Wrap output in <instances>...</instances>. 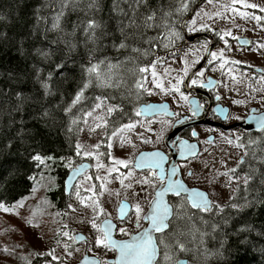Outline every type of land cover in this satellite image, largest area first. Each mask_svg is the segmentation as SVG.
I'll list each match as a JSON object with an SVG mask.
<instances>
[{
    "label": "trees",
    "instance_id": "obj_1",
    "mask_svg": "<svg viewBox=\"0 0 264 264\" xmlns=\"http://www.w3.org/2000/svg\"><path fill=\"white\" fill-rule=\"evenodd\" d=\"M196 1L148 0L149 8L157 10L158 22L162 12H170L171 15L159 29H148L143 38L138 37L135 42L129 40L128 44L143 49L149 48V44L144 41L152 40L151 54L139 58L132 65L122 64L114 70L127 81L125 87L104 88L94 83L85 90L84 98L73 108L72 113L65 115L63 109L71 104L75 93L87 80L85 69L90 62L106 60L116 64L123 62L129 55L128 51H118L115 47L124 39L121 21L127 24L126 17L113 11L114 0H99L100 11L95 14V18L103 27V35L100 36L98 32L100 38L93 43L86 39L82 28L76 26L79 20L86 18L79 8L66 10L61 20L62 30H51L59 0H0V203L10 207L33 193L32 188L36 184L27 176H36L38 179L44 168H37L33 161L25 160L28 152L24 148L42 145L44 153L56 157L48 165L56 177V184L47 191L46 196L58 212H65L70 199L64 192V180L69 172L66 162L72 160L74 167L81 163L75 145L85 125L84 113L98 102L96 97H115L105 103L119 104L123 112L108 117V134L111 135L121 124L133 122L137 118L138 99L135 95L127 94V86L132 85L135 66H145L149 62H160L172 57L175 51L170 50L169 46L164 47L165 43L168 44L167 40L161 43L156 38H163L169 29L177 28L186 12L181 9L182 3L192 7ZM120 7L128 11L124 0H120ZM147 10L141 8L140 12L143 14ZM165 24L167 27L163 26ZM39 52L49 55L45 58ZM59 65L64 67L60 68ZM37 70L42 80H46L49 73L52 74V80L49 81L53 92L51 96L45 95L41 82L36 78ZM135 78L139 79L140 74ZM16 93L25 97L19 112L14 110ZM43 110L55 115V127L51 120L46 123L39 119ZM73 119L80 121L79 124L73 125ZM69 127L72 128L71 132L68 131ZM21 134H24L23 140H20ZM252 141L255 143L250 144ZM9 144L13 147H8ZM247 146L249 156L237 168V175L242 177L250 169L257 171L247 191L241 184L240 190L233 194L241 204L245 197L250 202L242 211L226 207L224 213L218 216L195 211L183 204V209L180 206L176 212L169 234L177 236L184 243L186 250L177 252V255L187 259L189 264H193L194 259L200 264H264V184L260 179L264 165L259 163L264 157V133L250 139ZM253 153L256 155L255 160L252 158ZM21 164L24 167L17 173L16 169ZM213 225H218L215 232ZM111 253L114 252L103 249L98 256L101 259L102 255ZM49 262L48 257L38 256L31 264Z\"/></svg>",
    "mask_w": 264,
    "mask_h": 264
},
{
    "label": "rangeland",
    "instance_id": "obj_2",
    "mask_svg": "<svg viewBox=\"0 0 264 264\" xmlns=\"http://www.w3.org/2000/svg\"><path fill=\"white\" fill-rule=\"evenodd\" d=\"M244 4H255L258 8H246ZM259 7H264V0H239L235 3L234 0H211V3L208 0L195 14L189 25L190 32L218 29L222 37H236L246 35V32L249 31L248 36L257 39L264 38L258 21L253 18L258 15L253 11H259ZM241 12L246 15L241 16ZM171 31L176 32L177 28H173ZM176 33L179 34L178 31ZM225 33L231 34L225 35ZM180 41L181 39L174 38L170 44L167 40L168 46L171 45L172 48L176 47ZM255 58L254 55L244 54L242 59ZM200 59V50L197 48L190 49L180 56L175 52L171 58L156 63L155 81H153L150 68L145 76L148 81L146 87L152 93V100H173L175 108L178 111H184L185 107L177 106L179 103H183L180 93L172 92L171 88L179 78H184V69L187 68L189 72ZM245 77L242 72H229L224 76L223 85L243 86L247 84ZM155 83L162 84V88H156ZM99 114H101V110H97L93 117H86L88 123L84 125L78 142L81 145L79 161L91 162L92 170L77 183L65 212H58L46 196L47 191L54 188L56 184V177L49 168L44 169V180L36 184L37 191L23 200V207H17L15 204L8 207L9 212L0 210V264H29V261L32 262L38 257L37 252L46 253L53 248L56 249L55 254L60 257V260L52 261L51 257H48L50 262L47 264H76L80 262L84 255L85 245L68 240L62 235L63 232H68L73 236L77 233L86 235L90 246L89 254L99 257L102 247H94L95 230L91 228V220L97 214L93 213L91 207L79 204L76 197L77 191L89 204L91 201L87 198L93 197V192H95L94 199L99 201L104 212L110 217L122 199L131 201L134 208L139 203L147 212L149 208L147 198L151 193V187L140 183L144 176L133 172L124 173L125 167L115 164L114 161L124 160L127 164H131L139 151L159 147L162 139L170 132L171 125L169 122L161 123L166 121L161 119L150 122L138 121L135 123L134 129L118 132L116 136H112V134H107L108 124L106 128H97L92 131L95 124L99 123L94 120V117ZM109 144L112 146L108 147ZM85 153H91V155H85ZM242 155V150L236 148L235 144H229L227 140L216 145L209 154L202 156L190 166L195 171L192 182L207 190L213 201L222 205L227 203L237 185L233 183L232 187L228 188L226 186L227 178L220 176L219 173L226 171L227 168L237 167V161ZM98 164L103 167L98 168ZM66 166L69 170L72 169L73 161L66 162ZM112 168H116L118 171L109 173V169ZM97 176L100 179H96ZM121 179L124 181L123 185H121ZM37 181H40V177ZM102 184L103 188L100 187ZM86 189H92V191H86ZM69 203L76 209L75 212L68 208ZM102 217L103 215H98L97 222L101 221ZM29 220L32 221L31 224L28 223ZM131 220V224L134 226L135 215ZM57 240L60 241L59 244H57ZM65 243L70 245L73 251L72 256H68L63 251ZM77 249L78 251H76ZM113 256V253L102 255L101 260L112 259ZM193 264H200V261L194 259Z\"/></svg>",
    "mask_w": 264,
    "mask_h": 264
},
{
    "label": "snow or ice",
    "instance_id": "obj_3",
    "mask_svg": "<svg viewBox=\"0 0 264 264\" xmlns=\"http://www.w3.org/2000/svg\"><path fill=\"white\" fill-rule=\"evenodd\" d=\"M235 2H239V0H234ZM124 3L128 5V11H125L120 7V0H114L113 2V11H118L122 16L126 17L127 24H124L121 21V33L124 35V39L116 45L117 50L124 49L129 52V55L125 58L123 62H117L116 64L111 63L110 61L100 60L97 63H89V66L85 69L87 73V80L82 84L80 89L75 93L71 104L63 109L65 115L72 113L74 107H76L81 100L84 98L85 90L92 86L94 83L96 86L104 87V88H115L120 89L127 85V81L124 79L122 75H118L114 70L121 67V65H132L135 61H137L141 57H147L151 54V47L153 44L152 40H146L145 43L149 44V48L136 47L128 44L129 40L135 42L137 38H143L146 30L148 29H159L162 26V22L167 19L170 12H162L159 17L157 16V10L150 9L148 0H124ZM211 3V0H209ZM83 4V6H81ZM246 8H258L255 4H244ZM69 8L76 9L79 8L81 12L84 13L85 19L79 20L77 22V27L82 28L84 35L87 40L95 43L100 36L103 35V27L100 22L95 18V14L100 11L99 0H59L58 10L55 11V14L52 18L51 30H62L61 29V20L66 15V10ZM141 8L148 9L146 12L141 14ZM187 4H181V9L187 10ZM180 9H177L179 11ZM260 12H264V7H259ZM199 15V14H198ZM241 16H245L246 13L241 12ZM254 19L260 21L262 19L261 16H254ZM195 24V21H193ZM167 27V25H163ZM98 32L100 36H98ZM231 33H225V35H230ZM179 34L176 32L168 30L166 35H163V38L157 37V40H160L161 43L164 40H168L169 43L172 42L174 38H178ZM164 47L167 48L168 44L165 43ZM39 55L47 58L48 53L39 52ZM222 55V53H221ZM212 59H217V53H211ZM158 62H149L145 66H135V71L132 72L133 81L132 85L127 86V94L135 95L137 99L139 96L147 92L151 95V91L146 87L147 76L143 75L149 71V68L152 69V77L153 81L157 76L155 71L156 63ZM212 61L210 60L209 63ZM237 63H239L237 61ZM58 67L63 68V65H59ZM188 69H184V75L187 76ZM140 74V78L136 79L135 76ZM203 76V73L199 74ZM36 78L41 82V86L45 91V95L51 96L53 94L51 85L49 81L52 80V74L49 73L46 80H42L39 74V70L36 72ZM261 80H264V76H261ZM193 86L199 85L203 87L204 85L198 81L197 79H193L191 81ZM209 84L212 83L211 80L208 81ZM183 84V78H179L177 82L172 85L171 91L174 93H180V98L186 101L189 105V110L192 112V115L195 116L199 110V108L203 107V105L197 104L195 108L192 107L194 101L189 100V97L184 95L180 90V85ZM133 86L135 91H133ZM156 88H162V84L155 83ZM16 105L14 106V110L19 112L23 107L25 97L21 93H16ZM108 99H115V97H96L95 100L98 101L94 104L90 111L84 113L85 117H93V114L97 112V110H101V114L96 115L94 117L95 121H99V123L95 124V127L92 128V131H95L97 128H106L108 124V117H111L114 113L123 112V109L119 104H106L105 101ZM219 99V97H217ZM235 103H239L238 101ZM152 112V106L146 105L136 110L135 115L140 117L141 115H146L147 113ZM173 115H176L173 113ZM39 119L45 121L47 123L48 120H51L52 126H56L55 115L47 110H43L40 112ZM239 119V117H237ZM248 119L254 120L258 125L261 131H264V115L256 116L252 115L248 117ZM80 121L77 119H73L71 123L73 125H78ZM83 123L87 124L88 120L83 119ZM161 123L166 124L167 121H162ZM135 128L134 123L124 124L121 128L114 130L112 132V136H116L118 132H124L126 130H132ZM19 131V130H18ZM68 131L71 132L72 128L69 127ZM24 139V134L20 135V140ZM34 140L35 138L32 137ZM237 143L235 147L243 150V155L237 161V167L235 168H227L226 171H222L219 173L220 176L226 177V186L228 188L232 187V184L235 183L237 187L233 189V191H239L240 185L242 184L244 190L247 191L251 186L252 181L256 178V169H250L244 176L237 175V168L242 166L245 163V157L249 156L248 146L245 145L239 137L236 138ZM147 142V141H145ZM229 144H232V140H228ZM252 141L250 144H254ZM112 145L109 144L108 147ZM8 147H13V145L9 144ZM99 147V145H96ZM190 149L192 146H189ZM25 152H28V156L25 160H31L35 163L37 168L43 167L44 169L48 168L49 162H54L56 157L52 155H48L44 153L43 146L37 145L33 147L32 145H28L24 148ZM75 151L77 155L81 154V145L77 143L75 145ZM85 155H91V153H85ZM252 158L255 160V153L252 154ZM62 159V158H61ZM139 163L136 164V167L147 168L149 169L150 174L146 175L140 183L147 184L153 188L154 196L149 203V209L147 212L141 207L139 203L135 205V223L138 229H141L137 234L133 235L128 240H116L113 238V231L116 228V225L112 223L111 220L107 218V214L104 212V209L100 206L99 201L95 200L94 197L96 195L93 192V197H88L87 199L91 201V203H86L85 198L81 197L79 191L76 192V197L80 205L85 207H91L93 213L97 215L93 216L91 220V228L95 230V238H94V247L96 248H104L110 251H114L118 253V256L115 260L112 261H99L93 260L89 261V264H181V261L177 255V252H184L186 247L181 240L175 236L170 235V225L172 218L176 212V208L172 205H169L164 197L167 193H172L177 197H180L184 200L182 193H188L187 202L190 203L191 208L198 210L199 212L210 213L214 215H221L224 213L225 208H231L236 211H242L244 207H246L250 202L247 198H244V203L241 204L237 202V198L235 196L230 197V202L225 204H221L217 201H213L209 195H206L203 192L197 191L195 189L189 190L185 184L181 180L173 179L177 175V168L173 166L170 170V173L165 172V157L160 152H154L150 156L141 155L139 158ZM115 164L123 165L124 167H128V164L124 160H116ZM261 165H264V157L259 160ZM24 167L21 164L16 172L19 173L20 170ZM98 168L103 167V165L98 164ZM74 171L79 173L80 169L75 168ZM112 171H118L116 168L109 169V173ZM189 175H192L189 173ZM28 179L32 180L34 184H38L44 180V173L40 174V181H37L36 176H27ZM96 179H100L99 176ZM261 183L264 184V173L261 174ZM121 185L124 184L123 179H121ZM155 182V183H154ZM103 188V184L100 186ZM32 191H37L36 187L32 188ZM86 191H92V189H86ZM23 200L17 202V207H23ZM68 208L73 212L76 211L73 208L72 204H68ZM183 209V204L181 205V210ZM0 210L4 212H9L10 209L6 207L3 203H0ZM123 214L125 209L124 206H121L120 209ZM104 215L105 218L99 222H97V216ZM223 218V217H222ZM146 220L148 222V227H142V221ZM29 224L32 223L31 220L28 221ZM207 223V221H205ZM227 223V221H225ZM218 225H213V231L215 232ZM119 231L121 233L126 234V229L120 228ZM62 235L67 237L68 240H75L76 237L70 235L68 232H63ZM81 239H84L81 237ZM60 241L57 240V244ZM239 243V241H238ZM7 251V249H5ZM63 251L68 255L72 256L73 251L70 248V245L65 243L63 247ZM78 251V249L76 250ZM56 249L53 248L46 253L37 252V256H45L51 257L52 261L60 260L56 254ZM29 264L31 262L29 261Z\"/></svg>",
    "mask_w": 264,
    "mask_h": 264
},
{
    "label": "flooded vegetation",
    "instance_id": "obj_4",
    "mask_svg": "<svg viewBox=\"0 0 264 264\" xmlns=\"http://www.w3.org/2000/svg\"><path fill=\"white\" fill-rule=\"evenodd\" d=\"M199 1L200 0H197L195 4L192 5V7H188L184 16L180 20L179 25L177 26V31L179 32L178 38L181 39V41L176 47L172 48L171 45H169V47L171 48V50H174L176 53H178L179 56L182 53L189 51L190 49L197 48L200 50L201 59L199 60V62L194 64L193 68L187 73V76H184L183 84H181V92H183L184 95L188 96L189 100L194 101L195 106L193 108H195L197 104L203 105V107L199 108L197 114L193 116L192 112L189 110L188 103L184 100H182L183 103H179L178 105L176 104L179 107H185L184 111H178L175 108V101L169 99L152 100L153 96L149 95L147 92H144L139 96L137 100V110H139V107L143 104L168 103L170 105V108L176 113V116L174 118H169L165 115H158L153 118L140 116L137 117L133 122L128 123L135 124L138 121L150 122L157 119L166 120L170 123V132L162 139V143L159 147L139 151V153L156 150L162 151L166 160V163L164 165L166 174L170 173L173 163V153L179 150V144L183 141H188L191 143L196 142L200 149L199 155L196 158L179 160L175 165L178 170L176 176L180 177V179L189 188H199L206 191L211 198V194L207 190H205L204 188H200L198 185L192 182V178L195 176V171L190 166L193 165L202 156L209 154L213 147L225 142L226 140H232V144H236V138L239 137L245 145H248L250 139L253 140L255 139V137H260L264 133V131L250 132L244 129L248 117L252 115L259 116L264 113V80H261V76H264V38L257 39L253 36H248L249 31L246 32V35L236 37H222L221 32L218 29H204L203 31L196 30L191 33L189 27L190 23L192 22L195 14L204 6V4L208 0L196 11L193 17L185 23L184 27L182 24L186 19H188L191 10ZM253 12L257 13V16L262 17V19L258 21V26L262 30L261 33L263 34L264 12L256 10ZM250 31L256 32L254 30ZM200 34H206L210 37H201L199 39H196L193 43L188 41V37ZM210 48L211 52L204 67L192 75L187 85L186 83L188 81V78L193 73V71L201 64ZM213 52L217 53V59L215 60H213L211 56V53ZM244 54L254 55L256 56V58L248 60L242 59ZM210 60L212 61L211 63H209ZM237 61L239 63H237ZM229 72H242L246 76L245 78L247 84L240 87L234 85L224 86V76L228 75ZM200 73H203V76H200ZM143 75H145V73ZM193 79H197L204 86H193L191 83ZM210 79H214L216 81L213 87L207 86ZM217 97H219V99H217ZM237 101L239 103H235ZM237 117H239V119H237ZM183 118H186L184 125L189 123H194V125L186 127L179 134V137L169 146L166 142V139L168 135L173 131L176 122ZM124 124H121V126H119L117 129L121 128ZM138 154L136 155V157L138 156ZM136 157L133 159L131 164H128V167L124 168V173L133 172L138 175H143L144 177L146 175H149V170L138 171L135 169L134 163ZM189 173H191L192 175H189ZM154 194L155 193L153 191V188L151 187V193L147 198L149 203L152 200ZM233 194L231 195V197L233 196ZM183 197L184 200L175 195L169 196V202L176 208V212L182 204L190 207L189 203L187 202V197ZM122 201H126L131 205V212L129 216L124 220H120L118 215V208ZM121 202L119 206H117L113 210L111 217L107 215V218L114 221L117 225L115 237L118 240H125L128 239L131 235H134L141 231V229H138L136 227V223H134V226L133 224H131V219L133 215H135V208L132 202L128 199H122ZM176 212L171 223L176 218ZM104 218L105 217L103 215L101 220H103ZM144 226L145 223L143 220L142 227ZM120 228L126 229V234L121 233L119 231ZM83 244L85 245V251L87 249L89 252V240L88 246L85 243ZM103 249L104 248H102V250ZM113 255L114 258L115 253H113ZM108 260L109 259H107V261ZM100 261L102 260L100 259Z\"/></svg>",
    "mask_w": 264,
    "mask_h": 264
},
{
    "label": "water",
    "instance_id": "obj_5",
    "mask_svg": "<svg viewBox=\"0 0 264 264\" xmlns=\"http://www.w3.org/2000/svg\"><path fill=\"white\" fill-rule=\"evenodd\" d=\"M207 0H200L196 5L195 7L191 10V13H190V16L188 17V19H186L184 22H183V27L185 25V23L190 20L193 15L196 13V11L206 2ZM201 37H210L209 35H206V34H200V35H196V36H190L188 37V41L193 43L196 39H199ZM246 42V41H245ZM210 52H211V48L209 49L208 53L206 54L205 58L203 59V61L201 62V64L193 71V73L190 75V77L188 78V81H187V85L189 83V80L190 78L192 77V75L196 72H198L200 69H202L205 65V63L207 62L208 60V57L210 55ZM212 81L211 84L208 83V87H213L216 83V81L214 79H210ZM146 105H151L152 106V112H149L147 113L146 115H141V117H146V118H153V117H156L158 115H165L169 118H174L176 115H173V113H175L171 108H170V105L168 103H162V104H156V103H150V104H143L139 107L142 108L143 106H146ZM195 106V103H193L192 107ZM176 114V113H175ZM261 115H264L261 114ZM260 116V115H259ZM186 121V118H183V119H180L179 121L176 122L175 126H174V129L173 131L168 135L167 139H166V142L167 144L170 146L171 143L173 141H175L178 137H179V134L188 126H191V125H194V123H189V124H186L184 125V122ZM243 126V125H242ZM244 129L246 131H256V132H260L261 130L259 129L258 125L256 124V122L254 120H251V119H248L247 122H246V126H244ZM189 146H192L191 149ZM154 152H160L162 155H163V152L162 151H146V152H141L138 154V156L136 157V160H135V163H134V167L136 170L138 171H145V170H149L147 168H141V167H136L135 165L139 163V160L138 158L141 156V155H144V156H150L152 153ZM199 152H200V149H199V146L196 142L194 143H191V142H188V141H183L182 143L179 144V150L177 152H174L173 153V163H172V166H175L176 163L179 161V160H186V159H190V158H196L198 155H199ZM164 156V155H163ZM165 163H166V160H165ZM75 168H79L80 171L79 173H76L74 171ZM92 170V164L89 162V161H83L82 163H79L78 165H76L75 167H73L67 174L65 180H64V192H65V195L67 198L70 197V195L72 194L75 186L77 185L78 181L84 177L88 172H90ZM173 179H177V180H181L180 177L178 176H175L173 177ZM182 181V180H181ZM183 182V181H182ZM184 183V182H183ZM185 184V183H184ZM185 186L189 189V190H192V189H195L197 191H200V192H203L205 193L206 195H209L206 191L202 190V189H199V188H189L186 184ZM174 194L172 193H167L164 197L165 201L169 204V196H172ZM182 196H188V193H182ZM210 197V196H209ZM124 206V213L122 214L120 209H121V206ZM189 206H190V203H189ZM191 208V206H190ZM193 209V208H191ZM193 210H196V209H193ZM131 212V205L126 202V201H122L119 208H118V215H119V219L120 220H124L126 217L129 216ZM173 219V218H172ZM110 220V219H109ZM112 221V220H111ZM112 223H114L116 225V223L114 221H112ZM144 223H145V226L144 228L148 227V222L146 220H144ZM116 229H117V225H116V228L114 229L113 231V238L118 240L116 237H115V234H116ZM137 234V233H136ZM135 235V234H134ZM133 235H131L128 239H130ZM76 239H75V242L77 244H83L85 243L87 246H88V239L86 237V235H84L83 233H77L75 235ZM81 237H83L84 239H81ZM128 239H125V240H128ZM118 256V253L115 252V257L112 258V259H109L108 261H112V260H115ZM93 260H99V258L95 257V256H91L89 255V252L88 250L86 249L85 253H84V256L83 258L80 260L79 263H76V264H89V261H93ZM181 261V264H189V261L187 259H180Z\"/></svg>",
    "mask_w": 264,
    "mask_h": 264
},
{
    "label": "bare ground",
    "instance_id": "obj_6",
    "mask_svg": "<svg viewBox=\"0 0 264 264\" xmlns=\"http://www.w3.org/2000/svg\"><path fill=\"white\" fill-rule=\"evenodd\" d=\"M177 32V31H176ZM171 44V43H170ZM171 50V49H170Z\"/></svg>",
    "mask_w": 264,
    "mask_h": 264
}]
</instances>
